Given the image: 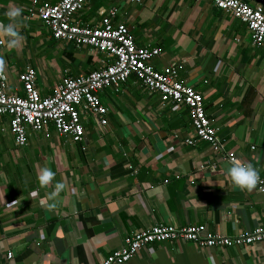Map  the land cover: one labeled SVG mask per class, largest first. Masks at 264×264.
Wrapping results in <instances>:
<instances>
[{
  "label": "crops",
  "instance_id": "0c3cea01",
  "mask_svg": "<svg viewBox=\"0 0 264 264\" xmlns=\"http://www.w3.org/2000/svg\"><path fill=\"white\" fill-rule=\"evenodd\" d=\"M58 1L0 0V23L9 22L10 9H22L18 46L9 49L0 36L7 93L21 94L18 75L27 67L46 96L63 77L100 66L102 54L53 39L28 16L31 6ZM110 7L135 45L159 48L149 64H174L178 78L201 93L224 149L264 179V43L252 45L245 24L209 0H88L75 18L94 25ZM99 98L106 124L81 111L79 142L49 126L27 130L25 145L17 146L0 117V174L8 180L0 181V264H98L125 236L157 223L203 225L228 236L264 224V193L234 186L231 163L206 142L185 143L194 131L184 105L161 103L133 76ZM41 167L55 173L43 188L36 179ZM56 182L65 187L50 209ZM124 264H264V241L209 249L164 241Z\"/></svg>",
  "mask_w": 264,
  "mask_h": 264
},
{
  "label": "built area",
  "instance_id": "2783aa9c",
  "mask_svg": "<svg viewBox=\"0 0 264 264\" xmlns=\"http://www.w3.org/2000/svg\"><path fill=\"white\" fill-rule=\"evenodd\" d=\"M36 1V0H32ZM88 0H59L44 2L28 9V16L38 18L55 40L67 41L77 47H87L102 54L100 66L87 74L65 76L51 94L42 96L36 88V73L27 67L19 73L21 94L7 93L6 77L0 69V117H7L10 133L17 146H24L27 130L47 131L52 127L59 136L79 142L84 128L80 113L94 116L106 124L107 108L101 103L99 92L105 88L118 91L133 76L149 92H156L161 103L184 105L189 112L194 138H186L192 145L197 140L206 142L214 154H221L232 164L238 159L224 149V142L203 108L201 93L178 78L177 68L171 64L154 68L149 60L159 54V48L137 46L123 23H114V7L100 13L94 25L80 23L75 14ZM214 7L244 23L252 45L264 43V0H209ZM255 186L264 193V179ZM186 241L200 248L246 247L264 241V224L249 233L222 235L207 231L203 225L157 223L135 231L123 238L122 244L108 253L98 264H124L133 255L152 243ZM10 257V252L7 253Z\"/></svg>",
  "mask_w": 264,
  "mask_h": 264
},
{
  "label": "clouds",
  "instance_id": "9594fccd",
  "mask_svg": "<svg viewBox=\"0 0 264 264\" xmlns=\"http://www.w3.org/2000/svg\"><path fill=\"white\" fill-rule=\"evenodd\" d=\"M22 9L20 7H14L10 9L5 15L8 18V23H0V36L6 38V44L9 49H13L18 46L21 36L16 30V26L19 23ZM4 61L0 59V69L3 68ZM227 175L230 178L234 186L240 190L251 191L258 183L260 177L258 170L250 163H237L232 162L231 166L227 169ZM55 173L48 167H41L37 175V182L40 187H47L54 180ZM0 181L5 184L8 183L7 177L0 174ZM62 182H56L54 184V190L50 193L49 199L53 202L48 205L50 209L55 208V198L64 189ZM3 197H0L2 200Z\"/></svg>",
  "mask_w": 264,
  "mask_h": 264
}]
</instances>
